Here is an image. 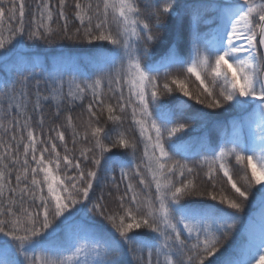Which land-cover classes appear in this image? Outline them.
<instances>
[{"label":"snow or ice","instance_id":"6c2138e0","mask_svg":"<svg viewBox=\"0 0 264 264\" xmlns=\"http://www.w3.org/2000/svg\"><path fill=\"white\" fill-rule=\"evenodd\" d=\"M0 264H264V0H0Z\"/></svg>","mask_w":264,"mask_h":264},{"label":"trees","instance_id":"16d2710c","mask_svg":"<svg viewBox=\"0 0 264 264\" xmlns=\"http://www.w3.org/2000/svg\"><path fill=\"white\" fill-rule=\"evenodd\" d=\"M64 47L68 50H72L74 52H79V54H85L86 49H84L83 47H79V48H74L71 45H68L67 43L64 44ZM186 99V98H185ZM230 118V116L228 114L225 115V119ZM208 133V135L210 136V139L213 141V143H215L218 138H219V133L216 129H214L211 125L208 126L207 129H199L197 131H192V132H188L184 135V140L192 141V146L193 149H195L196 145H195V140L197 137L204 135L205 133ZM114 152H118L120 150L118 149H114ZM250 175V173H249Z\"/></svg>","mask_w":264,"mask_h":264}]
</instances>
